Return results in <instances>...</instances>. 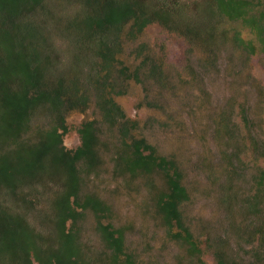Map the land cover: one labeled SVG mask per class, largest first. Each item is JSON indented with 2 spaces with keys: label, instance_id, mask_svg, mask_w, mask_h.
Returning <instances> with one entry per match:
<instances>
[{
  "label": "trees",
  "instance_id": "16d2710c",
  "mask_svg": "<svg viewBox=\"0 0 264 264\" xmlns=\"http://www.w3.org/2000/svg\"><path fill=\"white\" fill-rule=\"evenodd\" d=\"M71 1H78L82 6L79 10L82 19L78 26L75 20L72 22L76 31V34L72 33L74 38L97 53L100 65L107 68L116 62L118 75L135 81H140L139 71L146 65L148 78L158 84L162 82V71L143 58L129 72V67L117 62L115 57L119 41L123 36L136 38L152 22L182 34L191 45L200 44L209 49L217 38L223 36L215 28V23L224 19L239 21L256 43L245 39L242 32L235 31L230 38L235 51L240 55L244 53L247 58L256 51L264 54V0H200L196 4L202 10L200 14L205 23L202 26H197L196 22L180 21L182 7L176 4L177 0H174L176 3L154 0L153 7L147 5L146 0ZM47 7L43 0H0V264L138 262L135 253L128 248L126 251L124 229L112 224L110 205L95 193L81 192L83 177L90 175L101 159L103 142L100 136L108 137L114 130L118 137L112 140V144L118 153L113 173L133 176L155 172L166 189L158 195L157 201L164 224L172 229L176 222L178 231L173 237L181 244H187L188 249L197 250L198 245L182 219L180 206L188 200L189 190L182 182L184 173L179 168L180 162L175 156L157 154L155 147L143 140L144 137L132 134L137 126L135 120L125 115L110 91L92 82L100 118L83 120L76 130L80 138L77 137L78 142L74 147L64 144L63 138L69 132L65 114L70 106L62 95L69 90L68 84L64 82L63 74L56 75L53 83L46 78V71L57 65L54 55L59 46L51 33L62 31L64 26L48 28V20L52 18L55 21L57 12L51 8L52 13L48 15ZM39 10L48 17L43 18ZM34 17L38 19L33 20ZM72 60L70 70L75 66L74 56ZM146 104L152 105L148 101ZM44 115L49 121L42 123ZM241 120L255 142L261 141L254 135L258 130L250 126L249 112L243 110ZM262 141L258 155L264 159V138ZM242 155V150L234 146L230 154L223 156L225 171H235L243 162ZM251 181L249 192L245 193L247 198L241 204L245 216L261 211L264 170L255 173ZM39 182L51 185L49 197H40L42 195L37 190ZM220 189L223 188L220 186ZM236 194L234 190L223 201L236 204ZM89 214L94 218L93 234L100 243L97 252L87 250L81 243L78 224ZM262 225L257 231L259 236L252 230L248 231V235L259 239L246 255L250 253L258 264H264ZM214 255L215 264H235L221 250L214 251ZM248 264L256 263L251 261Z\"/></svg>",
  "mask_w": 264,
  "mask_h": 264
},
{
  "label": "rangeland",
  "instance_id": "374dc122",
  "mask_svg": "<svg viewBox=\"0 0 264 264\" xmlns=\"http://www.w3.org/2000/svg\"><path fill=\"white\" fill-rule=\"evenodd\" d=\"M177 1L170 0L182 7L180 21L196 22L197 26L205 24L200 5L196 4L200 0ZM145 2L153 7L154 0ZM43 3L48 6V15L52 13L51 8L57 12L55 21L48 20V28L64 26L62 31L51 33L60 48L57 47L54 55L57 65L46 71V78L52 83L56 75L63 74L69 88L62 95L70 106L65 114L69 132L63 138L64 144L74 147L78 142L75 131L83 120L100 118L93 96L94 82L110 91L127 117L138 121L132 134L144 137L157 154L175 156L184 173L182 182L189 192L188 200L180 208L183 222L198 245L197 250L188 249L187 244L179 240L182 246L164 238L168 227L159 218L156 202L153 204L158 195L166 192L163 180L155 172L131 176L115 171L114 174L118 151L112 140L117 139L118 133L114 130L108 137L100 136L101 159L94 171L83 177L81 192L95 193L110 205L112 224L125 229L126 251L137 253L140 263L136 264H154L155 261L158 264H215L216 250L223 251L235 264L251 261L258 264L255 257L246 252L256 246L259 239L248 235V231L259 236V225L264 226V200L259 213L247 216L241 204L247 198L249 181L260 169L264 170V159L258 155L264 138V54L256 51L247 58L244 53L240 55L235 51L230 41L233 32L239 31L245 39L255 42L248 29L239 21L224 19L215 23L223 36L213 42L212 52L211 48L205 49L200 44L191 45L185 36L167 30L158 22L149 23L136 38L123 36L115 55L117 62H123L132 72L146 58L147 63H153L162 71V82L158 84L148 78V65L139 71L140 81L121 77L116 62L105 68L100 65L97 53L74 38L72 33L76 31L72 22L75 20L78 26L82 19L80 2L43 0ZM39 14L48 17L41 10ZM57 22L60 23L57 25ZM128 26L125 25V31ZM72 56L75 66L70 70ZM147 101L152 105H147ZM243 110L249 112L250 126L258 130L254 135L261 141L255 142L245 130L241 120ZM47 120L45 115L41 118L42 123ZM234 146L242 150L243 162L235 171H225L223 156L230 154ZM43 182H39L37 190L40 197L47 198L52 194L51 185ZM149 182L154 186L150 187ZM234 190L236 204L223 201ZM36 221L39 227L37 218ZM78 225L81 243L86 249H99L100 243L93 234V216L89 214Z\"/></svg>",
  "mask_w": 264,
  "mask_h": 264
},
{
  "label": "flooded vegetation",
  "instance_id": "af4514ba",
  "mask_svg": "<svg viewBox=\"0 0 264 264\" xmlns=\"http://www.w3.org/2000/svg\"><path fill=\"white\" fill-rule=\"evenodd\" d=\"M120 108H121V106H120ZM122 109V108H121ZM135 120V119H134ZM135 122H136V124L138 123V121L137 120H135ZM76 132V131H75ZM78 134V133H77ZM79 138V137H78ZM80 139V138H79ZM80 142V141H79ZM158 199H159V197H157L155 200H154V202H153V204H155V202H156V204H157V201H158ZM152 209V208H151ZM162 209L159 207V206H157V212H158V214H159V218H162L161 217V213H160V211H161ZM179 219V218H178ZM163 220V219H162ZM167 227H168V225H167ZM125 230V229H124ZM168 230H171V232H169ZM168 230H167V232H166V234H164V238L165 239H167V240H170V241H174V243L175 244H179L178 243V240H176L174 237H173V235H174V233L176 232V231H178V226H177V224H176V222H175V224L172 226V229L170 228L169 229V227H168ZM123 236H124V239L126 240V233H123ZM97 250H99V249H97ZM97 250L96 251H94V252H97ZM135 255L137 256V253H135ZM216 257V256H215ZM137 258V257H136ZM145 259H147V258H145ZM139 263H140V261L139 260H137Z\"/></svg>",
  "mask_w": 264,
  "mask_h": 264
}]
</instances>
